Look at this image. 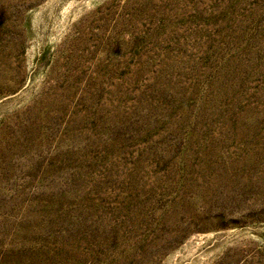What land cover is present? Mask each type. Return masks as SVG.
Wrapping results in <instances>:
<instances>
[{"label": "rangeland", "instance_id": "rangeland-1", "mask_svg": "<svg viewBox=\"0 0 264 264\" xmlns=\"http://www.w3.org/2000/svg\"><path fill=\"white\" fill-rule=\"evenodd\" d=\"M0 264H264V0H0Z\"/></svg>", "mask_w": 264, "mask_h": 264}]
</instances>
